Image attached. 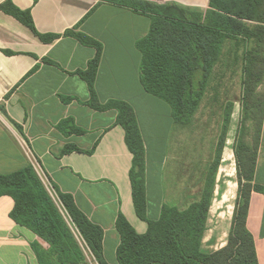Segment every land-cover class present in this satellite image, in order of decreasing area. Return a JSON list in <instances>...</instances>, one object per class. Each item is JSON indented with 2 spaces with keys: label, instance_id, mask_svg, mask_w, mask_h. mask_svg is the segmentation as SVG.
<instances>
[{
  "label": "crops",
  "instance_id": "0c3cea01",
  "mask_svg": "<svg viewBox=\"0 0 264 264\" xmlns=\"http://www.w3.org/2000/svg\"><path fill=\"white\" fill-rule=\"evenodd\" d=\"M145 1L177 3L203 11L210 2ZM6 2L30 11L38 32L58 37L51 41L39 37L1 8ZM151 23L149 15L113 0H0V174L36 162L47 180L62 193L72 195L89 219L104 229V255L110 264H117L119 214L123 213L139 233L147 231L148 222L135 209L130 175L133 154L125 129L117 124L118 111L89 106L88 85L77 74L88 68L97 49L67 32L83 33L103 46L95 81L100 104L119 100L134 108L145 148L146 215L149 220H158L165 205L181 208L173 199L167 172L175 137L179 139L186 126L175 123L171 105L146 92L141 83L142 53L137 44L148 34ZM254 45L239 46L227 40L221 59L227 61V69L219 72L216 67L212 75L211 104L223 108L225 117L231 110L230 129L237 126L246 108L243 85L233 87L235 72L228 67L232 68L236 59L244 63L246 50ZM243 77L241 72L242 82ZM203 106L204 99L198 111ZM262 116L253 183L264 186V103ZM71 146L79 149L64 152ZM13 207L12 197H0V264H40L33 249L40 238L11 217ZM247 228L254 237L259 264H264L263 192H252ZM206 232L203 248L208 251Z\"/></svg>",
  "mask_w": 264,
  "mask_h": 264
},
{
  "label": "trees",
  "instance_id": "16d2710c",
  "mask_svg": "<svg viewBox=\"0 0 264 264\" xmlns=\"http://www.w3.org/2000/svg\"><path fill=\"white\" fill-rule=\"evenodd\" d=\"M113 1L151 17L148 34L137 44L142 53L141 83L146 92L171 105L175 123L187 126L193 122L213 72L221 63L227 40H233L239 46L242 43L255 44L246 50L243 63L245 112L251 110L264 73V0H210L205 11L177 3ZM1 8L44 40L58 37L38 32L30 11H23L11 2L2 4ZM67 34L97 49L88 68L77 74L88 85L89 106L118 111L117 124L125 129L126 143L133 154L130 175L135 209L138 216L148 222L147 231L139 233L123 213L119 214L116 221L120 235L117 264H259L256 243L247 228L252 192L264 193V186L253 183L259 137L252 153L247 144H239L235 149L240 187L232 228L227 244L208 252L203 248V239L231 110L226 111L217 160L200 199L184 209L165 205L158 220H149L143 176L145 148L134 108L119 100L100 104L95 81L103 46L83 33L68 31ZM261 125L262 119L260 129ZM74 149L79 148L71 146L64 152ZM49 183L54 196L33 163L12 173L0 174V197L8 195L14 200L11 217L40 238L33 244L39 263L89 264V255L98 264H110L104 255V229L89 219L72 195L62 193L50 180Z\"/></svg>",
  "mask_w": 264,
  "mask_h": 264
},
{
  "label": "rangeland",
  "instance_id": "374dc122",
  "mask_svg": "<svg viewBox=\"0 0 264 264\" xmlns=\"http://www.w3.org/2000/svg\"><path fill=\"white\" fill-rule=\"evenodd\" d=\"M226 63L225 59L221 60L218 66L219 72L226 71L228 65ZM231 65L232 68L229 66L228 69L235 72L233 87L239 89L242 86L241 72L244 73V64L236 59ZM261 79L262 83L257 88L261 89L259 92L256 90L254 106H251L249 112L241 113L235 128L228 127L209 211L205 245L210 252L219 250L215 249L228 240L232 228L240 187L239 161L235 149L239 144H247L252 153L258 141L264 101V73ZM221 81L224 88L225 78L223 77ZM212 84L214 85L215 82ZM209 88L204 98V106L197 112L193 122L186 126L183 132L182 129L180 130L179 139L175 137L173 155L168 166L169 187L172 189L173 199L178 201L179 206L183 207L182 209L200 199L212 176L213 165L217 160L218 144L224 131L225 110L222 107L220 109L217 103L211 104L213 95ZM242 116L244 120H242ZM34 165L46 184L49 185L40 166L36 162ZM87 256L89 264H98L91 256Z\"/></svg>",
  "mask_w": 264,
  "mask_h": 264
},
{
  "label": "built area",
  "instance_id": "2783aa9c",
  "mask_svg": "<svg viewBox=\"0 0 264 264\" xmlns=\"http://www.w3.org/2000/svg\"><path fill=\"white\" fill-rule=\"evenodd\" d=\"M42 177V176H41ZM43 178V177H42ZM44 180V179H43ZM45 181V180H44ZM46 183V182H45ZM47 187L49 189V191L51 192V194L54 196V192H53V187L51 186V184L49 183V185L47 184Z\"/></svg>",
  "mask_w": 264,
  "mask_h": 264
}]
</instances>
